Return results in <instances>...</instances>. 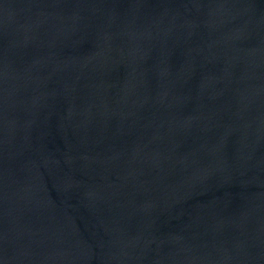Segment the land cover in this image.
<instances>
[{
  "label": "water",
  "instance_id": "95a60500",
  "mask_svg": "<svg viewBox=\"0 0 264 264\" xmlns=\"http://www.w3.org/2000/svg\"><path fill=\"white\" fill-rule=\"evenodd\" d=\"M0 264H264V0H0Z\"/></svg>",
  "mask_w": 264,
  "mask_h": 264
}]
</instances>
